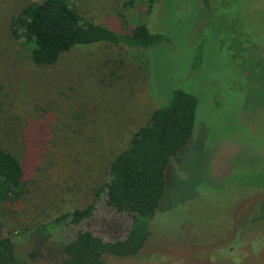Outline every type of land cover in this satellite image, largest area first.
Wrapping results in <instances>:
<instances>
[{
    "label": "rangeland",
    "instance_id": "rangeland-1",
    "mask_svg": "<svg viewBox=\"0 0 264 264\" xmlns=\"http://www.w3.org/2000/svg\"><path fill=\"white\" fill-rule=\"evenodd\" d=\"M29 2L0 0V147L19 157L25 182L21 198L0 199V236L17 258L59 264L81 231L127 235L131 215L94 192L173 89L196 97V119L149 220V258L171 264L181 244L264 245V0H71L108 28L142 23L169 42L77 45L50 65L34 64L31 45L10 32ZM92 203L90 216L63 219L39 238V223Z\"/></svg>",
    "mask_w": 264,
    "mask_h": 264
},
{
    "label": "trees",
    "instance_id": "trees-1",
    "mask_svg": "<svg viewBox=\"0 0 264 264\" xmlns=\"http://www.w3.org/2000/svg\"><path fill=\"white\" fill-rule=\"evenodd\" d=\"M9 28L15 38L31 45L30 59L36 65L53 64L77 45L104 42L145 50L169 42L165 34L151 32L142 23L124 31L108 28L81 16L71 6V0H30L12 17ZM196 108L193 94L173 89L166 102L154 108L145 124L133 132L127 147L111 160L106 181L94 192L96 198L104 194L107 205L117 212L131 215L127 235L105 241L90 231H81L64 245L63 264H94L104 259V253L128 254L146 242L149 220L165 189L170 159L187 145ZM24 193V170L19 157L0 147V199L14 201ZM93 210L92 203L65 212L51 222L39 223V238L49 236L61 220L70 218L79 223ZM259 218L264 219V202ZM0 264H20L10 237L0 236Z\"/></svg>",
    "mask_w": 264,
    "mask_h": 264
},
{
    "label": "flooded vegetation",
    "instance_id": "flooded-vegetation-1",
    "mask_svg": "<svg viewBox=\"0 0 264 264\" xmlns=\"http://www.w3.org/2000/svg\"><path fill=\"white\" fill-rule=\"evenodd\" d=\"M263 202L264 200L259 205L258 216ZM220 249L224 252H219ZM171 250L173 251L171 264H264L263 244H181L174 245ZM221 254L223 256H220ZM108 255L123 258L113 260L108 259ZM151 255H154L153 249L144 243L135 252L128 254L104 253V259L94 264H163V260H151L149 258ZM19 261L20 264H24L22 260ZM59 264H63L62 259Z\"/></svg>",
    "mask_w": 264,
    "mask_h": 264
}]
</instances>
